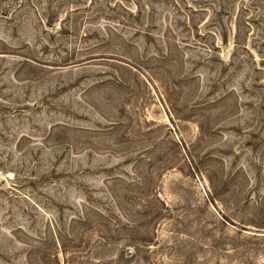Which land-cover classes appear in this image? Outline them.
Wrapping results in <instances>:
<instances>
[{
    "label": "rangeland",
    "instance_id": "1",
    "mask_svg": "<svg viewBox=\"0 0 264 264\" xmlns=\"http://www.w3.org/2000/svg\"><path fill=\"white\" fill-rule=\"evenodd\" d=\"M0 264H264V0H0Z\"/></svg>",
    "mask_w": 264,
    "mask_h": 264
}]
</instances>
